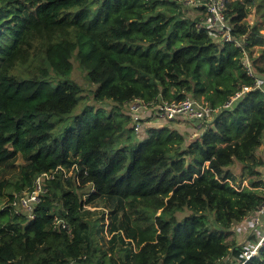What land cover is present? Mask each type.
Segmentation results:
<instances>
[{
    "label": "trees",
    "instance_id": "1",
    "mask_svg": "<svg viewBox=\"0 0 264 264\" xmlns=\"http://www.w3.org/2000/svg\"><path fill=\"white\" fill-rule=\"evenodd\" d=\"M187 6L0 0V264L243 260L233 225L254 226L256 238L264 202V0H226L241 45L199 25L204 9L190 17ZM256 79L261 87L225 105ZM187 96L215 109L192 138L187 116H152ZM134 98L154 103L140 131ZM46 172L40 200L19 209L15 198ZM244 264H264V243Z\"/></svg>",
    "mask_w": 264,
    "mask_h": 264
},
{
    "label": "built area",
    "instance_id": "2",
    "mask_svg": "<svg viewBox=\"0 0 264 264\" xmlns=\"http://www.w3.org/2000/svg\"><path fill=\"white\" fill-rule=\"evenodd\" d=\"M185 4L192 6L194 8L202 7L204 9V15L201 17L199 25H206L208 27L214 28L218 36L223 38L226 41H235L237 45H241L242 42L233 37L230 22L225 14L226 0H180ZM244 54L246 59L243 61V64L246 68V71L250 75H254V66L253 60H251L246 50H244ZM262 81L260 79H256L255 85H244L242 91L235 94L231 100H229L225 105L229 106L232 101L239 97L244 91L253 89L254 87H261ZM154 104V103H153ZM152 102H146L141 98H134L128 102V107L132 112L135 123L134 127L136 131H140L142 127V117L143 114L151 108L153 105ZM157 109L153 112L152 116L162 117V118H175L178 116H187V118L199 119L198 127H202L203 122L205 120H210L213 116L214 108L210 106V104L201 100L198 101L192 96H187L182 100H171V101H163L157 105ZM203 130V129H202ZM202 130L199 133L201 134ZM59 166L58 168H60ZM57 168V169H58ZM53 173H42L37 176L34 181V188L30 193H25L15 198L14 204L17 203V199L19 204L24 207L26 210L31 209L33 202H38L40 200L41 192H44L45 185L44 181L48 178H52ZM17 205V204H16ZM22 210V209H21ZM249 217H246L245 220H248ZM55 222L57 224L61 223L62 227H66V223L56 217ZM253 222L257 228L262 226L264 222V202L259 206V208L254 212ZM264 243V228L262 230L261 236L252 246H245L242 250L243 260L237 262L236 264H244L251 256L257 253V249L260 245Z\"/></svg>",
    "mask_w": 264,
    "mask_h": 264
},
{
    "label": "rangeland",
    "instance_id": "3",
    "mask_svg": "<svg viewBox=\"0 0 264 264\" xmlns=\"http://www.w3.org/2000/svg\"><path fill=\"white\" fill-rule=\"evenodd\" d=\"M196 13H197L196 8H194L192 6H187V8H186V14L188 16L194 17ZM247 19L250 22H253L255 20V8H254L253 5H252L251 12L249 13ZM261 33L264 34V25H263V28L261 30ZM74 76L77 78V80L79 81L80 84L86 85V81L84 79L83 73H81V71H79V69L76 68V67L74 68ZM90 102H93V100H90ZM101 105L104 106L105 108L109 109V108H112L113 107L114 103H113V101H107V102H105V103H103ZM184 119L186 120V118H184ZM188 120L191 122V123H188V124H191L192 128H190L191 130L187 132V136H188V138H190V137L192 138L193 136L197 135L195 133H199V131H200L198 129L199 123L198 122L194 123L195 122L194 118H189ZM163 121H165V119H161L160 120V122H163ZM186 122H188V121L186 120ZM143 135H145V133ZM263 148H264V144L260 147V150H262ZM234 167H235V173L237 175V178L240 179L241 176H242V173H243L242 172V168H241L240 165H236ZM243 184H248L247 178H244ZM16 204L19 207V209L26 210L24 207H22L19 204L18 199H17V203ZM262 227H264V222L262 224ZM233 229H234L235 232H238V233H235L233 231V233L231 234V236L229 238L234 239L236 241V243L239 245L240 249H241V247H242V249L244 248L243 246H244V244H245L246 241H248L249 239H251L253 241V239L255 238V237L251 238L252 233H248L247 234V231H246V233H244V234L241 235L239 233L238 227L235 226V225H233ZM256 239L257 238H255L254 241Z\"/></svg>",
    "mask_w": 264,
    "mask_h": 264
},
{
    "label": "crops",
    "instance_id": "4",
    "mask_svg": "<svg viewBox=\"0 0 264 264\" xmlns=\"http://www.w3.org/2000/svg\"><path fill=\"white\" fill-rule=\"evenodd\" d=\"M234 225L238 227L239 233L241 235L246 233V231H247V234L248 233H253V231H254V226L251 225V227H249V224L247 225V224H244L243 222H238V223H236ZM263 228L264 227H262V226H260L259 228H257V227L255 228V233L257 234L256 235L257 239L261 236ZM233 231H234V229H233ZM235 233H238V232H235ZM248 242H249V240H248Z\"/></svg>",
    "mask_w": 264,
    "mask_h": 264
}]
</instances>
